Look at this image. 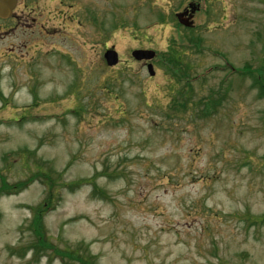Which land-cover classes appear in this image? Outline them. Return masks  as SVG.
I'll return each mask as SVG.
<instances>
[{
	"label": "rangeland",
	"instance_id": "1",
	"mask_svg": "<svg viewBox=\"0 0 264 264\" xmlns=\"http://www.w3.org/2000/svg\"><path fill=\"white\" fill-rule=\"evenodd\" d=\"M26 15L0 35V264H264V0Z\"/></svg>",
	"mask_w": 264,
	"mask_h": 264
},
{
	"label": "water",
	"instance_id": "2",
	"mask_svg": "<svg viewBox=\"0 0 264 264\" xmlns=\"http://www.w3.org/2000/svg\"><path fill=\"white\" fill-rule=\"evenodd\" d=\"M18 0H0V19L6 20L9 19L12 16L13 10L15 9L17 5ZM196 9L191 8V11L186 10L184 12L177 14V19L179 23L184 25L185 27H191L193 25V22L190 21V19L193 18V15L195 14ZM190 14L187 18L186 16ZM155 52L151 50H135L132 52V56L140 61V60H147L150 61L155 57ZM104 58L106 60V63L108 66L112 67L118 64L119 57L118 53L115 51V49H109L105 52ZM148 70L150 75H154L153 71V65H148Z\"/></svg>",
	"mask_w": 264,
	"mask_h": 264
},
{
	"label": "flooded vegetation",
	"instance_id": "3",
	"mask_svg": "<svg viewBox=\"0 0 264 264\" xmlns=\"http://www.w3.org/2000/svg\"><path fill=\"white\" fill-rule=\"evenodd\" d=\"M39 1L41 0H18L17 6L13 12L12 17L9 20H5V21L0 20V35H8V34L11 35L13 32H16L19 28L27 26L26 20H28V16L26 15V9L28 8L29 5H31L32 2L37 4ZM43 1L47 3H51V1H56V0H43ZM62 1L65 2L66 0H59V3L61 4ZM65 7L67 8L72 6H70L69 4L68 6Z\"/></svg>",
	"mask_w": 264,
	"mask_h": 264
},
{
	"label": "trees",
	"instance_id": "4",
	"mask_svg": "<svg viewBox=\"0 0 264 264\" xmlns=\"http://www.w3.org/2000/svg\"><path fill=\"white\" fill-rule=\"evenodd\" d=\"M33 154V153H32ZM36 176H42L43 178H50L51 177V175L49 174V173H47V172H42V171H40V173H38V174H36ZM4 184H5V182H4ZM19 185H21V186H23L21 183H19V184H16V185H14L13 187H15V186H19ZM0 218H1V215H0ZM35 219H37V217L36 216H34V218H33V231L35 232V233H37L38 232V228H39V224L38 223H35L34 222V220ZM64 255H66V254H64ZM76 256L77 257H79V260H81L82 261V264H87L89 261L88 260H85V259H88V256H86V255H81V254H78L77 252H76ZM83 258V259H82ZM64 262V261H63Z\"/></svg>",
	"mask_w": 264,
	"mask_h": 264
}]
</instances>
